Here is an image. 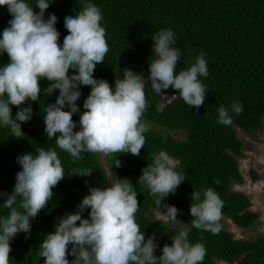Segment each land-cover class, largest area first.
<instances>
[{
	"label": "trees",
	"instance_id": "1",
	"mask_svg": "<svg viewBox=\"0 0 264 264\" xmlns=\"http://www.w3.org/2000/svg\"><path fill=\"white\" fill-rule=\"evenodd\" d=\"M34 11L39 12L36 0H27ZM49 8L44 13L45 20L51 14L57 17L56 29L60 33V44L68 34L64 27L66 16H75L84 0H48ZM100 8L103 16L101 26L106 30L109 51L104 62L96 66L94 78L105 79L114 89L115 79L123 77L127 68L141 74L145 79V93L148 107L143 122L150 125L144 133L146 142L139 156L130 153L107 155L105 161L116 179H128L137 193L139 210L136 221L145 234V239L155 234L158 248L155 255L162 254L165 244L171 246L172 237L181 230L188 232L191 243L200 242L206 254L202 264H264V234L253 239L232 238L222 228L211 231L192 226L190 214L192 194L212 188L223 201L222 216L234 225L247 228L258 218V213L248 209V198L230 190L231 183H240L242 177L237 168V158L243 156L242 143L236 136V128L252 133L264 125V0H88ZM11 15L7 7H0V34L8 27ZM161 29H171L175 36L174 47L180 49L177 74L187 69L195 57L204 54L208 76L199 79L205 85L204 106L199 109L186 104L179 92L171 87L156 93L151 88L149 63L155 59L151 39ZM9 62L6 53L0 55V67ZM70 74L71 71H70ZM47 80H41L42 89L39 101H28L21 107L31 104L32 119L21 125L24 135L14 137L11 130L0 126V193L11 194L16 183V173L22 168L17 157L22 154H35V149H55L61 160L65 178L53 188V197L37 217L30 219V234L18 233L10 242V264H44L39 256L40 245L46 234L55 231L59 219L66 214L79 211L82 201L79 194H89V189L105 181V171L97 159V154L82 153V159L73 157L58 148L55 139L48 138L44 131V109L55 102L59 91L46 96L43 89ZM90 86L79 87L80 99L76 102L81 112L83 102L90 93ZM162 98L168 100L161 103ZM233 102L241 103L243 111L237 115L231 111ZM224 105L229 109L232 124L225 126L218 122L217 109ZM17 108L13 106L15 117ZM64 110H69L67 106ZM79 115L73 120L79 130ZM153 126L173 132H180L178 139L163 134ZM59 135V134H57ZM165 152L176 162V171L185 180L175 193L156 204V196L138 182L142 169L152 163L153 156ZM121 166H115V160ZM76 169H87L91 175L75 176ZM250 178L256 174L250 172ZM6 197H0V216H6L8 209L3 207ZM20 197L14 207H19ZM166 206L176 207L185 229H177L151 218V211L166 210ZM22 211V209H21ZM90 209L82 213L88 218ZM26 235L28 238L26 239ZM71 250V245H69ZM69 261L74 259L68 256Z\"/></svg>",
	"mask_w": 264,
	"mask_h": 264
},
{
	"label": "clouds",
	"instance_id": "2",
	"mask_svg": "<svg viewBox=\"0 0 264 264\" xmlns=\"http://www.w3.org/2000/svg\"><path fill=\"white\" fill-rule=\"evenodd\" d=\"M50 4L48 0H36V12L27 0H0V7H7L12 17L0 34V55L6 53L9 58L0 67V126L9 128L16 138L24 135L21 125L32 119L33 110L31 104L21 106L39 101L40 81L47 80L44 94L49 96L58 90L59 95L45 106L44 131L74 162L83 158L82 153L139 156L146 142L144 133L150 129L142 120L148 107L145 79L127 68L122 78L115 79L114 89L107 80L94 78L96 66L104 62L109 51L100 8L84 0L75 16H66L68 34L61 45L55 27L57 17L51 14L47 20L44 18ZM174 36L171 29H161L152 36L156 58L149 63L148 80L156 93L171 87L186 104L199 109L206 97L199 77L208 76L204 54L197 55L187 69L177 74L181 52L174 47ZM81 85L91 89L83 102V112L76 103ZM13 106L18 109L15 117ZM217 111L220 124H232L228 108L221 105ZM231 111L241 114V103L233 102ZM75 113H80L79 130H75L77 123L72 118ZM17 162L22 170L16 173L13 192L0 193V197H6L3 207L9 210L6 216H0V264H10V242L18 233L30 234V219L48 205L53 188L65 178L55 149L37 148L35 154L18 156ZM114 164L119 168L121 161L116 159ZM176 166L177 162L162 151L142 169L138 182L157 197V205L185 180ZM91 172L76 169L74 175ZM17 197L19 207H14ZM191 199L192 226L218 234L223 207L219 195L207 188L203 199L199 191H194ZM139 206L133 184L126 178L116 179L106 188L92 187L78 205L79 211L60 218L55 231L46 234L38 254L44 264H202L205 247L200 242L191 243L186 230L174 235L171 246L165 244L162 254L156 256L155 234L145 239L136 221ZM86 209L90 212L88 218H83ZM178 213L176 207L166 206L164 215L177 221ZM69 255L74 257L71 262Z\"/></svg>",
	"mask_w": 264,
	"mask_h": 264
},
{
	"label": "rangeland",
	"instance_id": "3",
	"mask_svg": "<svg viewBox=\"0 0 264 264\" xmlns=\"http://www.w3.org/2000/svg\"><path fill=\"white\" fill-rule=\"evenodd\" d=\"M167 98H162L161 103L166 102ZM163 134L181 139L183 136L180 132L165 131L157 126H153ZM236 136L242 143L243 156L237 158V168L242 177L240 183H231L230 190L245 195L249 200L248 209L258 213L257 220L247 228H241L234 225L229 219L221 215L222 228L229 232L232 238L253 239L258 235L264 234V125L252 133H245L236 128ZM106 156L97 154V159L101 163L105 171V181L96 187L106 188L114 182V175L111 168L105 161ZM250 172L256 174L255 179L250 178ZM84 198L85 194H79ZM166 210H152L151 218L159 220L177 229H185L186 225L182 222L180 212L176 219L172 221L167 218L164 213ZM216 264H226L216 261Z\"/></svg>",
	"mask_w": 264,
	"mask_h": 264
}]
</instances>
